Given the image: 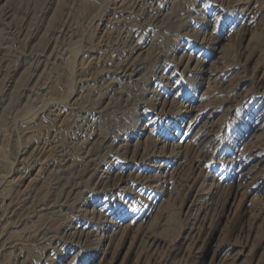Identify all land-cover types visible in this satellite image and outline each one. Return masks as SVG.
<instances>
[{"label":"rangeland","instance_id":"1","mask_svg":"<svg viewBox=\"0 0 264 264\" xmlns=\"http://www.w3.org/2000/svg\"><path fill=\"white\" fill-rule=\"evenodd\" d=\"M0 264H264V0H0Z\"/></svg>","mask_w":264,"mask_h":264}]
</instances>
